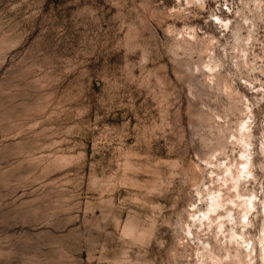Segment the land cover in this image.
<instances>
[{
	"label": "rangeland",
	"instance_id": "374dc122",
	"mask_svg": "<svg viewBox=\"0 0 264 264\" xmlns=\"http://www.w3.org/2000/svg\"><path fill=\"white\" fill-rule=\"evenodd\" d=\"M247 106L261 264L264 0H0V264H245L191 215Z\"/></svg>",
	"mask_w": 264,
	"mask_h": 264
},
{
	"label": "bare ground",
	"instance_id": "6f19581e",
	"mask_svg": "<svg viewBox=\"0 0 264 264\" xmlns=\"http://www.w3.org/2000/svg\"><path fill=\"white\" fill-rule=\"evenodd\" d=\"M187 3L201 2L202 0H185ZM214 23L218 25L223 32H230L231 21L222 19L218 16L214 17ZM195 40V35L190 37ZM212 58V57H211ZM216 66L209 60V63L204 65V71L210 75L214 74ZM212 80V79H208ZM247 120L240 122L239 124V143L242 147V152L239 162L234 165H227L222 163L223 167H220L221 174L217 175L219 182V188L216 190H208L207 207L203 211H197L191 215V220L197 227H207L208 230L216 231L214 238L217 243H222L226 251V260L231 261L232 254L228 247H234L235 244L241 251L237 249L238 254L245 253V264H255L257 259L258 249L252 239H247V229L251 224V217L258 213L257 208V196L253 193L246 195L242 193V185L248 183L251 180H255L253 174V154L251 143L252 132V117L253 113L249 106H247ZM211 177V176H210ZM233 190V197L225 198L223 188ZM241 213V217H236V211ZM224 212V214L222 213ZM260 216H264L263 210L260 212ZM186 225V224H185ZM230 226V228H228ZM187 228V227H186ZM199 228V229H200ZM188 234L191 235L190 227ZM187 234V235H188ZM262 240L260 241V261L264 264V233L261 234ZM201 260L205 258L210 260L211 264H224L223 258L214 254L211 250L207 251V254H198Z\"/></svg>",
	"mask_w": 264,
	"mask_h": 264
}]
</instances>
